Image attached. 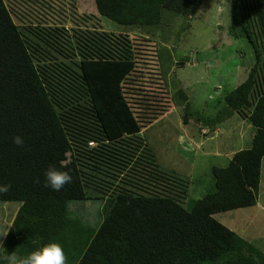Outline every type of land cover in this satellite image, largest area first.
Instances as JSON below:
<instances>
[{
    "label": "trees",
    "instance_id": "1",
    "mask_svg": "<svg viewBox=\"0 0 264 264\" xmlns=\"http://www.w3.org/2000/svg\"><path fill=\"white\" fill-rule=\"evenodd\" d=\"M95 1L100 15L122 25L156 24L162 8L193 14L203 2ZM245 13L243 17L232 9L230 31L235 40L244 39L251 45L249 55L255 62L246 68L245 80L223 98L220 121L218 114L205 116L202 110L193 111L186 93L181 99L187 106L183 110L185 122L193 128L196 124L198 130L200 121L210 126L237 111L251 126L250 133L254 132L252 142L235 153L227 167L214 166L213 190L187 207L193 178L157 165L154 173L139 168L128 174L129 165H125L118 181L112 165L103 168L98 161L101 157L91 155L100 147L112 145L108 148L114 147L121 158L123 153L116 142L131 135L136 143L133 150L144 148L149 151L146 156H152L123 90V81L135 69L133 58L128 53L107 56L100 45L102 39H92L97 55L82 57L76 66L93 100L95 118L91 113L88 118L95 120L100 130L72 138L52 94L67 97L75 107L72 111L80 113L85 108L78 104L82 91H56L52 71L45 74L49 82L42 79L43 69L34 63L10 10L0 0V184H11L9 192L0 194V205L15 203L19 207L11 226L0 227V232L9 229L7 236L0 237L9 254L15 251L26 256L55 240L63 245L67 264H264L263 253L215 217L216 213L256 203L264 157V0H254V11ZM177 92L181 96L184 93L180 88ZM253 96L257 97L256 104ZM194 117L197 123L193 124ZM18 134L25 138L24 148L13 143ZM91 140L100 145L88 149L86 144ZM50 165L73 177L59 192L44 187V172ZM140 174L144 175L143 184H139ZM160 178L167 181L164 190L159 184L146 187ZM86 200L104 203V217L97 228L76 218L71 210V202ZM5 249L0 248V257ZM255 255L261 260L255 261Z\"/></svg>",
    "mask_w": 264,
    "mask_h": 264
},
{
    "label": "rangeland",
    "instance_id": "2",
    "mask_svg": "<svg viewBox=\"0 0 264 264\" xmlns=\"http://www.w3.org/2000/svg\"><path fill=\"white\" fill-rule=\"evenodd\" d=\"M4 2L32 52L34 63L39 70L43 69L40 71L42 79L49 82L45 74L52 71L56 75L53 79L56 91H82L81 102L78 104L85 108L81 109L80 113L72 111L75 107L67 102V97L57 94L53 96L54 94L50 93L55 108L64 119L72 138L78 135L84 137L100 130L98 123L88 118V113L95 118L93 100L87 92L88 87L83 75L78 73L79 69L76 66L82 57L97 55V44L92 42V39H102L100 45L105 47L107 56L115 54L121 57L128 53L133 58L135 69L123 81L125 100L131 103V111L142 127L140 136L147 141L156 161L146 156L149 151L144 148L136 147V150H133L136 146L133 136L123 137L116 144L121 147L123 157L120 159L125 162L120 161L121 165L118 163L114 165L117 174L115 179L124 174L122 168L125 165H129V168H125L128 174L136 172L139 168L154 173V167L158 163L170 169L188 167L194 174L193 182L188 186L189 195L185 204L189 207L191 201L213 190L212 168L227 167L238 151L231 157L230 153L239 147L244 149L249 145L247 139L251 126L244 121L243 115L236 111L229 121L230 126L226 128L223 126L221 135L217 131L214 133L221 122L204 127L200 121L202 127L198 130L196 124L193 128L192 124L189 127L184 122L183 110L187 106L181 98L186 93L193 111L202 110L205 116L218 114L220 121V110L224 109L223 98L245 80L248 75L246 68L250 65L252 67L250 64L252 57L249 55V51H253L251 45L244 39L242 43L238 42L230 31L233 23L232 9L235 8V12L244 17L245 12L254 11V0H203L193 14L162 8L158 23L134 25H122L100 15L98 10L92 7V0H4ZM66 2L68 8L72 10L68 14L60 12L59 9L56 13L51 8H55L53 4L62 8ZM76 2L82 9H77ZM49 4L51 7H48ZM78 40H82L83 45ZM259 50L262 55L263 49ZM66 66L71 69H67ZM179 88L184 91L182 96L177 92ZM253 98V103L256 104L257 97ZM164 104H167V108ZM84 112H87L86 116ZM195 122L194 117L193 124ZM227 131L230 132L226 134ZM242 131L247 132L246 139L239 137ZM230 134L233 135L230 137ZM191 139L204 140L203 146L210 153H203V149H199L190 154L191 149L186 147V144L191 142ZM88 144L100 145L92 140ZM108 147H100L96 154L91 153L92 157H101L98 161H103L107 152L110 154L116 152L114 147L112 149ZM184 147H186L184 153L192 157L193 160L190 157L189 159L193 164L181 160L180 150ZM263 160L264 157L262 159L264 169ZM85 164H88L86 158L83 159V165ZM138 178L142 180L139 184H143L144 175L140 174ZM161 181L166 180L160 178L154 185L161 184ZM127 185L130 186L129 183ZM259 185V190L264 191V175ZM262 197L264 199V193ZM91 202L93 205L90 206L86 201H73L71 210L76 218L97 228L104 217V205L100 200ZM18 208L15 203L0 205V227L7 229L11 226ZM220 214H217L219 218ZM241 226V223L235 224L237 228ZM253 230L252 227L251 231ZM254 243L264 248V238H258ZM254 259L261 260L257 255Z\"/></svg>",
    "mask_w": 264,
    "mask_h": 264
},
{
    "label": "crops",
    "instance_id": "3",
    "mask_svg": "<svg viewBox=\"0 0 264 264\" xmlns=\"http://www.w3.org/2000/svg\"><path fill=\"white\" fill-rule=\"evenodd\" d=\"M88 1H91V0H88ZM67 4L68 3L66 2L62 6V8L60 6H57L56 4H53V5H55V8L51 7L50 4L48 5V7H51L53 9V11H55L56 13L59 12L58 11V9H59L60 12L63 11L64 13H67L68 14L72 10H70V8H68ZM76 5H77V9L78 10L82 9V7L79 6V4L77 2H76ZM44 7H45V9H47L46 6H44ZM92 7H95V10H98L95 0H92ZM71 9H73V8H71ZM48 11H51V10H48ZM51 14H54V13L51 12ZM61 53L63 54V52H61ZM253 62L254 61L251 60V63L250 64H253ZM250 67H251V65H250ZM90 111L91 110L89 109V112ZM84 114L86 116L87 115V112H84ZM88 114H90V113H88ZM229 114H230L229 116H231V117H229V116L226 117V119L223 120L224 123L222 121L221 124L219 126H217V128H216V130H215L214 133H216V131H217L221 135V132L223 131L222 130L223 129V126H224V128L230 126V122L229 121H230V119H232V116L234 115V113H229ZM184 122H185V120H184ZM185 123L189 127L191 126V124L189 122L188 123L185 122ZM197 124H198L199 127L201 126L200 125V122H198ZM204 127H208V126H204ZM229 132L230 131H227L226 134L229 133ZM253 133L254 132L252 131L249 134V137L247 139V141L249 142V144H251V142H252ZM232 135L233 134H230V137ZM239 137L241 139H243V138L246 139L247 133L245 131H242ZM211 138H213V137H211ZM203 143H204V140H201L200 139L199 141H197V140L191 139V142H189L188 144H186V147H188L189 149H191L190 154H191V152L192 153L193 152L195 153V151L196 150H199V149L200 150L203 149V153H210L209 151H207L208 149H206L203 146ZM249 146L250 145H248L247 147H249ZM86 147L89 149L90 146L86 144ZM186 147H184V148H182L180 150L181 151L180 158H181V160L183 162H190L191 164H193V162L191 161V160H193L192 157L189 156L190 159H191L190 160L189 157L186 155V153H184L185 152L184 149H186ZM247 147H245V148H247ZM109 149H112V148H109ZM241 149H242V147H239V148L233 150L230 153V156L229 157H231L234 152H237V151H239ZM107 154H109V156L108 157L105 156L104 160L99 163L100 166H102L103 168H105V166H107V165L108 166H111L112 165L114 167L115 164H117V163L120 164V157H119V153H117V151L116 152H112L111 154L107 152L105 155H107ZM151 158H153V159L155 158L154 155H153V153H152ZM154 160L156 161V159H154ZM157 166L159 168H161V169L173 170L175 173H177L179 175L187 176L189 179L193 178V176H194V174L191 172V170H189L188 167L183 168V169L182 168H178V167H171V169H170L167 166H165L164 164H159V163H158ZM262 175H264V169L262 168V162H261V176H260V180H261ZM162 179H164V178H162ZM166 182L167 181H161V184H159L162 190H164L163 189L164 186L167 185ZM150 186H154L155 187L154 182L146 185V187H150ZM259 187H260V185H259ZM263 193H264V191H260L259 190V193H258V196H257V201H256V203L254 205L249 206V207H243V208H237V209H234V210L224 211L225 214H220L221 212H219V213H216L215 214V217H217L218 220L221 221L222 223H224L226 226H228L229 228H231L232 230H234L235 232H237L246 241L252 243V245L257 250H259L261 253L264 254V248L261 247V246H258V245H256L254 243L256 239H258V238H264V199L262 197L263 196ZM91 201H93V200H86V202H88V204L90 206L93 205V203ZM102 205H104V203H102ZM217 214H220V218H219V216ZM239 223H241L242 226L240 228L235 227V224H239ZM252 227L254 228L253 231H251V228Z\"/></svg>",
    "mask_w": 264,
    "mask_h": 264
},
{
    "label": "clouds",
    "instance_id": "4",
    "mask_svg": "<svg viewBox=\"0 0 264 264\" xmlns=\"http://www.w3.org/2000/svg\"><path fill=\"white\" fill-rule=\"evenodd\" d=\"M13 143L19 148H24L25 138L19 134L15 135ZM72 179L69 172L50 165L44 172V187L59 192L65 185L71 183ZM10 189L11 184H0V194H6ZM8 231L9 229L0 232V237L7 236ZM0 248L5 249L2 242H0ZM0 264H67V255L63 245L53 240L41 245L26 256H18L15 251L9 254L5 249V255L0 257Z\"/></svg>",
    "mask_w": 264,
    "mask_h": 264
}]
</instances>
